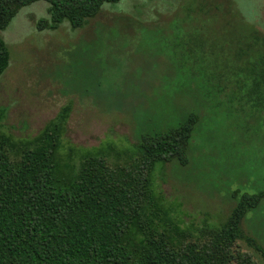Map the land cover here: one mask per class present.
I'll list each match as a JSON object with an SVG mask.
<instances>
[{
    "label": "rangeland",
    "instance_id": "obj_1",
    "mask_svg": "<svg viewBox=\"0 0 264 264\" xmlns=\"http://www.w3.org/2000/svg\"><path fill=\"white\" fill-rule=\"evenodd\" d=\"M206 4L120 0L106 3L82 28L66 20L55 30L36 26L50 17L49 2L23 7L0 31L11 52L0 78L7 127L19 138L36 136L72 100L70 140L88 148L104 144L101 153L119 163L137 153L142 134L170 130L198 114L188 163L158 164L156 184L170 201L165 206L180 212L183 226H201L206 219L222 224L237 197L264 192V126L230 92L220 94L237 81L239 51H177L173 46L179 35L194 31L206 45L211 35L222 40L227 17L221 8L201 15ZM228 7L238 27L254 22L264 32V0H230ZM243 226L264 246V199L248 212Z\"/></svg>",
    "mask_w": 264,
    "mask_h": 264
},
{
    "label": "trees",
    "instance_id": "obj_2",
    "mask_svg": "<svg viewBox=\"0 0 264 264\" xmlns=\"http://www.w3.org/2000/svg\"><path fill=\"white\" fill-rule=\"evenodd\" d=\"M37 1L0 0V31ZM46 1L50 17L36 21L39 30L58 29L66 20L82 28L106 3L120 0ZM229 3L207 0L198 11L214 15L221 8L227 17L222 40L211 35L206 45L194 31L179 35L173 46L177 51H239L237 81L220 94L230 92L264 126V32L254 22L238 27ZM10 60L0 36V78ZM73 108L68 101L36 136L19 138L6 125L8 107L0 106V264H259L256 254L264 259V246L243 226L264 192L237 197L220 225L206 219L201 226L185 227L180 212L165 206L170 201L157 188V165L188 163L198 114L170 130L142 134L137 153L114 163L101 153L104 144L88 148L70 140Z\"/></svg>",
    "mask_w": 264,
    "mask_h": 264
}]
</instances>
